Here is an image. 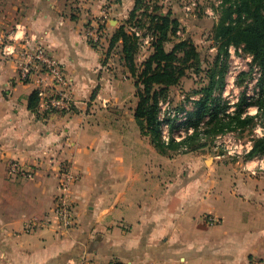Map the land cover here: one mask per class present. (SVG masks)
<instances>
[{
    "label": "crops",
    "instance_id": "obj_1",
    "mask_svg": "<svg viewBox=\"0 0 264 264\" xmlns=\"http://www.w3.org/2000/svg\"><path fill=\"white\" fill-rule=\"evenodd\" d=\"M73 2L0 0V264L264 259V156L215 153L206 165L200 156L161 153L138 127L137 89L120 47L119 63L109 51L136 0ZM174 6L167 9L181 24L194 26ZM99 22L110 35L93 45L89 27ZM39 44L72 80L69 112L28 106L43 74L34 69L27 81L18 74L25 50ZM12 159L34 168V178H9ZM65 163L76 175L67 190ZM61 197L75 208L74 226L54 212Z\"/></svg>",
    "mask_w": 264,
    "mask_h": 264
},
{
    "label": "trees",
    "instance_id": "obj_2",
    "mask_svg": "<svg viewBox=\"0 0 264 264\" xmlns=\"http://www.w3.org/2000/svg\"><path fill=\"white\" fill-rule=\"evenodd\" d=\"M216 22L213 39L220 44V50L227 56L230 45H244L262 69L259 97L249 103L242 96L233 112H228L229 104L222 97L226 84V61H204L196 43L180 36L182 24L170 9L152 4L151 0H136L126 23L117 27L110 38L109 51L120 47L121 58L134 79L138 97L134 114L140 131L149 136L163 154H172L168 152L173 148L188 149L190 142L208 139L209 135L214 138L250 123L255 124L256 117L264 115V0H221V15ZM134 27L142 33L138 35L132 29ZM146 36L151 38L148 44H144ZM146 46L149 54L139 61V53ZM201 72L208 82L186 96L185 102L191 96H197L192 101V109L187 110L186 121L178 123V118H168L171 121V138L169 142L164 141L159 118L161 103L169 100L171 88L179 85L183 78ZM249 104L257 106L256 115H244ZM38 105V93L34 91L28 106L38 112ZM186 108L184 103L176 107V111ZM181 126L186 128V134L178 141L173 132ZM254 156H264V136L255 139L247 155L249 158Z\"/></svg>",
    "mask_w": 264,
    "mask_h": 264
},
{
    "label": "built area",
    "instance_id": "obj_3",
    "mask_svg": "<svg viewBox=\"0 0 264 264\" xmlns=\"http://www.w3.org/2000/svg\"><path fill=\"white\" fill-rule=\"evenodd\" d=\"M183 3V10L187 14L195 13L201 8V0H181ZM220 3V0H219ZM205 12L211 16L217 17L216 9L211 6L205 8ZM138 35L141 32L137 28H132ZM100 25L97 24V27L90 28L88 34L90 36V41L93 45H98V41L100 40ZM150 36H146L144 38V44H148L150 41ZM237 48V47H235ZM24 61L21 63L20 71H19V79L21 81H27L32 73L33 69L39 70L43 74H36L35 80L38 83V87L36 91L39 97V111L45 113H55V112H69L72 110L74 99L72 93V80L68 76L66 68L64 64L58 60L48 48L39 44L31 49H27L24 52ZM229 76V82L230 77ZM261 74L258 72L254 77L253 83L250 84V89L245 92V97L249 103H252L260 93V87L257 86V82L259 81V77ZM253 84H255L256 91L252 90L254 88ZM196 96H191L190 103L195 99ZM231 107H229L228 112H233L234 103L229 102ZM171 102L167 100L161 103V109L159 118L161 121V133L164 141L169 142L171 138V121L168 119L178 118V123L187 120V109L184 111L177 112L176 109H171ZM168 106V108H167ZM252 107L257 106L255 104H249L246 108V112L244 115H256L251 111ZM257 118V117H256ZM258 134H261L260 129L256 130ZM192 132V129L189 130ZM174 133V132H173ZM176 140H181L184 134H179L177 137L174 134ZM264 136V134H263ZM253 139H249L243 142L240 138H238L235 134V131H228L225 133H221L217 135L216 141L218 144H225L228 146V143H232L235 148H231L228 146V150L225 153H228L233 156H243L245 154H249L253 148L256 136H253ZM255 158L258 156H254ZM8 173L10 177L13 176H22L25 178H34L36 174V170L34 168L27 167L25 164L21 163L16 159H12L8 162L7 165ZM63 171V179H62V189L67 190L69 188L70 183L76 178L75 172L70 164L65 163L62 167ZM56 215L64 222L67 226H74L76 224V214L75 208L71 203L65 201L62 197L57 201L56 207L54 209ZM210 220L216 221L215 217H209ZM77 264H100L98 261L94 259L82 258ZM108 264H133L132 262L125 261H111ZM255 264H264V259L258 260Z\"/></svg>",
    "mask_w": 264,
    "mask_h": 264
},
{
    "label": "rangeland",
    "instance_id": "obj_4",
    "mask_svg": "<svg viewBox=\"0 0 264 264\" xmlns=\"http://www.w3.org/2000/svg\"><path fill=\"white\" fill-rule=\"evenodd\" d=\"M116 0H106V4L104 6L109 5L110 2H115ZM162 1H164L162 3ZM171 0H151L152 4H158L162 5L165 10H168L167 8L171 7V10H176L174 6L175 4L180 8L183 7V3L181 0H172L174 1L172 4H170ZM72 3L73 2L72 0ZM201 8L199 11L195 13L188 14L189 20L194 24V26H189L188 24L182 25L181 31L179 32L180 36L188 37L192 39L202 56V59L206 62H214L216 59L221 61H226L227 63V72H226V84L225 89L222 92V97L227 104H229V107H231L229 102L234 103V107L236 103L240 101L242 96H245V92L250 89V84L253 83L255 75L258 74V72L261 74L259 77V81L257 82V86L261 88V77H262V69L258 63L254 62V56L245 49L244 45H230L228 48V54L227 56L223 53L221 49V46L218 42H216L213 39V27L214 24L217 23L216 21L219 19V16L221 15V0L219 3V0H201ZM211 6L214 9H216L217 17L211 16L205 12V8ZM175 14L177 12H174ZM100 25V40L97 42L98 45L102 44L110 34L106 32L107 27L104 23L99 22L97 23ZM198 26L200 28H198ZM95 27V26H94ZM97 27V26H96ZM92 27H89V29ZM140 31V30H139ZM142 33V31H140ZM217 45V46H216ZM171 44L168 45L170 47ZM237 47V48H235ZM118 48H115L113 50L112 57L116 59V62L119 63V52ZM139 61H142L148 54H149V48L148 46L142 48V51L139 53ZM220 57V59H219ZM208 65V63H207ZM20 70V69H19ZM34 71V69H33ZM35 72V71H34ZM230 82H229V76ZM208 82V79L202 77V72L200 74H191L190 77L184 78L181 83L177 86H174L170 90L169 100L171 102V109H176V107H180L181 105L187 106V109H192V102L190 103V100L185 102L186 96L189 94V91H192V89H196L201 87L202 85H205ZM254 91H256L255 84H253ZM219 94V92H217ZM260 94V93H259ZM197 97V96H196ZM259 97V96H258ZM257 97V98H258ZM256 98V99H257ZM255 99V100H256ZM168 108V106H167ZM256 107H252L251 111L252 113L257 112ZM235 110V108H234ZM233 110V111H234ZM258 113V112H257ZM256 113V114H257ZM256 123H250L246 125L244 128H240L235 131V134L238 138H240L243 142L253 139V136H256L258 139L260 137H263L264 134V115L259 114V116L255 119ZM139 127V125H138ZM257 129H260L261 134H258L256 131ZM174 134L178 137L179 134H186V128L184 126L177 127L174 130ZM216 137L213 138V135H209L208 139H201V140H194L190 142V146L188 149H179V148H173L169 149L168 153H172L168 156H173L175 158H179L182 155H187L189 157H192V160L194 156H200V159L204 161V164L210 165L212 164V158L215 153H225L228 150V146L231 148H235V146L232 143H228V146L225 144H218L216 141ZM151 139V138H150ZM248 154L243 155V159L247 160L249 157H247ZM260 158V157H259ZM206 160V162H205ZM7 175L9 178L16 180V178H25L22 176H13L10 177L7 169ZM25 179H32V178H25Z\"/></svg>",
    "mask_w": 264,
    "mask_h": 264
}]
</instances>
